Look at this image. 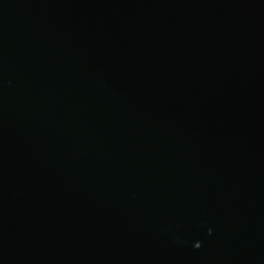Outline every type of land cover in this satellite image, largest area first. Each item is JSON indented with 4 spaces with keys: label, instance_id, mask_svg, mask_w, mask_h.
<instances>
[{
    "label": "water",
    "instance_id": "obj_1",
    "mask_svg": "<svg viewBox=\"0 0 264 264\" xmlns=\"http://www.w3.org/2000/svg\"><path fill=\"white\" fill-rule=\"evenodd\" d=\"M0 264H264V0H0Z\"/></svg>",
    "mask_w": 264,
    "mask_h": 264
}]
</instances>
